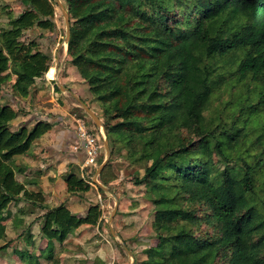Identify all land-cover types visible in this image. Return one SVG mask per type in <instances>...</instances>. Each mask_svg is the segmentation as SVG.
Masks as SVG:
<instances>
[{
	"label": "trees",
	"instance_id": "obj_1",
	"mask_svg": "<svg viewBox=\"0 0 264 264\" xmlns=\"http://www.w3.org/2000/svg\"><path fill=\"white\" fill-rule=\"evenodd\" d=\"M66 1L68 54L102 104L109 142L128 143L126 159L152 162L135 180L149 187L159 238L143 250L142 263L264 264V0ZM21 2L25 8L0 29V86L13 72L26 97L52 56L24 32L54 27L55 2ZM227 89L224 116L208 123L212 98ZM18 115L0 100V240L9 204L31 200L46 209L40 232L54 251L55 239L100 223L101 205L90 201L80 215L65 201L50 207L41 190L17 179L24 171L19 157L56 124L33 117V126L26 120L13 129ZM99 178L106 186L119 178L111 161ZM65 180L71 194L91 188L73 170ZM198 203L207 206L205 215ZM202 218L219 231L203 236L183 223Z\"/></svg>",
	"mask_w": 264,
	"mask_h": 264
},
{
	"label": "rangeland",
	"instance_id": "obj_2",
	"mask_svg": "<svg viewBox=\"0 0 264 264\" xmlns=\"http://www.w3.org/2000/svg\"><path fill=\"white\" fill-rule=\"evenodd\" d=\"M59 1L67 9V1ZM59 1L54 0V27L42 28L35 26L24 32L25 40L35 41L39 50L51 54L52 61L49 70L41 78L36 80L32 78L34 81L32 91L26 97L18 94L16 90L17 75L10 72L8 79L0 86V100L2 103L9 102L19 111V115L12 122L13 129H17L20 123L26 120H30L29 127L33 126L36 122L33 117L45 118L50 116L55 118L62 115L67 120L65 121L67 125H74L73 120H75L74 126L77 127V134L80 139H82L78 128L80 124L86 126L90 133L97 136L101 147L96 163H88L83 166L84 168H81L78 164L72 166V170L79 175L82 176V173H85V178L91 183L89 189L91 192L86 194V191H82L79 195L83 199H73L71 209L73 212L79 211L85 206H83L85 198L94 201L95 195H102L103 201H98L102 209L100 217L102 221L95 225L83 224L70 234L64 242L55 239L54 251H51L48 248V240L43 238L40 232L44 214L40 209L41 207L35 206L31 200L14 201L5 210L6 219L3 222L6 225V235L0 240V245L7 243V246L0 252V264H143L141 260L143 250L146 247L156 245L159 239L155 227L156 204L150 196L149 187L144 183L136 184L135 180L144 175L146 167L152 162L135 160V158L130 159L129 157L126 159L124 152L128 147V143H113L110 141L111 155L109 161L113 163L119 180L107 185V189L112 191V194L94 182L93 177L96 170L108 157L105 147V140L108 139L104 128L106 127L105 116L101 102L93 98L88 83L80 76L77 67L72 63L68 54V43L61 45L66 40L67 24L65 13ZM24 8L21 0H0V29L8 24L11 15H19V12ZM58 58L59 70L57 71ZM77 77L78 79H76ZM8 93L12 95V99H10L13 102L7 99ZM76 96H80L91 107L101 119L104 127L97 125L95 119ZM230 97V89L214 95L210 109L205 112L208 123L210 117L224 116L226 111L225 101L229 100ZM67 106L69 108H66ZM24 110H26V114L20 115ZM62 111L66 113V116L61 114ZM27 117L30 118L26 119ZM182 135H185L186 139L193 138V134L187 130L182 131ZM37 143L41 148L44 147L42 141L40 143L37 141ZM38 146H36V155L42 154L41 148ZM214 159L217 160L218 156H215ZM16 177L19 180L22 178L19 171L16 173ZM25 180L26 178L23 182ZM117 199L119 202L123 199L124 204H127L123 206L121 211H127L124 212V214L127 213V222H124L123 227L122 222H119L120 219H123L121 216L119 221L116 218L118 223L114 225L112 220L110 225V217ZM66 200L67 197L65 202H67ZM196 205L197 213L205 215V211L208 210L207 206L204 203ZM183 223L189 228L193 227L197 234L203 236L215 234L219 231V226L217 224L214 226L206 218H202L194 226L189 222ZM126 227L127 232L124 229ZM51 253L52 256H49ZM217 264L230 263L227 260L220 259Z\"/></svg>",
	"mask_w": 264,
	"mask_h": 264
},
{
	"label": "crops",
	"instance_id": "obj_3",
	"mask_svg": "<svg viewBox=\"0 0 264 264\" xmlns=\"http://www.w3.org/2000/svg\"><path fill=\"white\" fill-rule=\"evenodd\" d=\"M76 79H78V77ZM66 108L69 107L67 106ZM61 114H64L66 116V113H64L63 111ZM49 117L50 116H46L45 118H49ZM29 118L27 117L26 119ZM74 118L76 119V117ZM51 119L54 120V122L56 123L55 127L51 129L49 132L45 133L43 136L37 138L32 144L31 149L29 150L27 155L19 157V160H21L24 165V171L20 172V174L22 175V178H20V180L23 181L26 178V181L28 182L27 184L28 188L35 189L37 191L41 190L44 193V196H46L45 198L47 200L45 199V202L50 207L57 206L58 204L64 202L67 197L66 201L69 204L67 205L71 209V202L73 199L75 200L79 198L81 200L83 199V197L79 195L80 193H82V191L76 194H71L68 191L65 176L67 175L68 172L72 171V166L75 164L80 165L81 168H84L83 167L84 165L86 166L85 164L86 153L83 147L82 140L79 138L77 134V127L74 126L75 120H73L74 125H67V123L65 122L67 120H65L62 115H58L57 117ZM37 141L39 143L42 141L44 147L41 148L40 145L38 146ZM36 146L41 148L42 154L36 155L37 152ZM82 176L86 177L84 172L82 173ZM98 179L100 180L99 176ZM116 180L118 181L119 179ZM116 180L112 182H116ZM90 192L91 190L86 191L85 193L89 194ZM107 192H110L112 194V191H110L109 189H107ZM101 196L102 195L99 196L95 195L94 202L103 201V197ZM98 197L100 198L97 200L96 198ZM84 200H83V206L85 205L84 208L79 209V211L78 210L74 211L75 213L80 215L88 209L89 202L91 200L86 198ZM120 202L117 213L113 219V224L115 225L116 223H118L121 216L123 217V219H120L119 222H122V227H123L124 222H127V217H126L127 213H125L126 215L124 214V212L127 211H123V212L121 211L123 209V206L127 204L126 203L124 204L123 199H121ZM40 209L43 212L46 211V209H42V208ZM125 209L127 210V208ZM116 218L118 219V221H116ZM124 229L126 231L127 227Z\"/></svg>",
	"mask_w": 264,
	"mask_h": 264
},
{
	"label": "water",
	"instance_id": "obj_4",
	"mask_svg": "<svg viewBox=\"0 0 264 264\" xmlns=\"http://www.w3.org/2000/svg\"><path fill=\"white\" fill-rule=\"evenodd\" d=\"M59 1V0H58ZM62 9H63V12L65 13V18H66V24H67V33H66V40L64 43H62L61 45L63 46L65 43H68L69 40H70V37H71V15H70V12H69V9L65 8L64 5L59 1ZM56 70L58 71L59 70V58H58V61H57V66H56ZM60 85V84H59ZM61 87L67 89L66 87H64L63 85H60ZM80 103L85 107V109L91 114V116L95 119L96 123L98 126L100 127H104L102 125V121L101 119L96 115V113L88 106V104L82 99L80 98L79 96H76ZM105 128V127H104ZM106 131V130H105ZM105 147H106V150L108 152V157L106 158V160L98 167V169L96 170L95 174H94V177H93V180L94 182L101 186V187H104L106 190H107V187L100 182V180L98 179V176L99 174L101 173V171L103 170V168L105 167V165H107L108 161L110 160V155H111V148H110V144H109V140L106 139L105 140ZM118 206H119V200H117L116 202V205L113 209V212H112V215L110 217V225H111V221L114 219L116 213H117V210H118Z\"/></svg>",
	"mask_w": 264,
	"mask_h": 264
},
{
	"label": "built area",
	"instance_id": "obj_5",
	"mask_svg": "<svg viewBox=\"0 0 264 264\" xmlns=\"http://www.w3.org/2000/svg\"><path fill=\"white\" fill-rule=\"evenodd\" d=\"M80 129L79 135L82 138V143L83 147L85 149L86 153V160L85 164L87 165L88 163H96V158L100 152V147L101 145L98 143V138L96 135L90 133L87 129L86 126L80 124Z\"/></svg>",
	"mask_w": 264,
	"mask_h": 264
}]
</instances>
